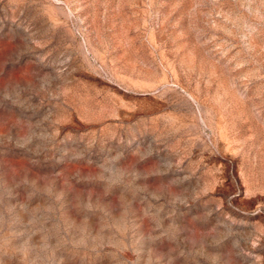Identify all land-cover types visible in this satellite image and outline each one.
I'll return each mask as SVG.
<instances>
[{
  "label": "rangeland",
  "instance_id": "1",
  "mask_svg": "<svg viewBox=\"0 0 264 264\" xmlns=\"http://www.w3.org/2000/svg\"><path fill=\"white\" fill-rule=\"evenodd\" d=\"M0 264H264V0H0Z\"/></svg>",
  "mask_w": 264,
  "mask_h": 264
}]
</instances>
